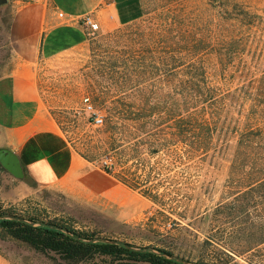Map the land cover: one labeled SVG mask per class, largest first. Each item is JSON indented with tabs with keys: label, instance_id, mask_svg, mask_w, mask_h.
Segmentation results:
<instances>
[{
	"label": "rangeland",
	"instance_id": "obj_1",
	"mask_svg": "<svg viewBox=\"0 0 264 264\" xmlns=\"http://www.w3.org/2000/svg\"><path fill=\"white\" fill-rule=\"evenodd\" d=\"M37 1L40 0L0 3V67L12 61L7 29L13 11ZM161 1L165 0H139L140 13L136 20L142 17V7L151 14ZM230 1L251 12L253 22L240 26L245 35L244 51L226 70L225 80L214 60L207 64V70L215 83L233 89L260 76L264 63V0ZM181 4L201 18L217 20L216 10L211 9L206 0H181ZM130 23L107 29L98 25L90 32L79 21L82 36L78 43L45 55L35 68L43 107L72 148L91 158L89 162L97 171L102 170V163L113 162L115 171H123L128 183L124 185L105 172L110 184L102 191H68L61 185L41 189L37 198L18 203L0 202V215L26 220L30 217L51 225L65 223L95 234V239L122 243L133 249L158 254H162L158 249H164L172 254L167 255L168 258L182 264L200 261L264 264V188L246 190L243 183L248 181L251 171L248 167L240 168L254 161L258 163L260 157L246 155L234 161L235 137H228V152L207 157L193 166L182 160L175 168L161 170L159 177L154 174L159 158L147 154L131 158L127 155L128 142L124 140L126 156L118 166L116 155L109 146L106 148L102 131L106 113L99 102L104 94L112 92H107L109 75L127 72L121 70V63L128 49L121 45L116 34ZM255 62L258 68L252 67ZM143 63L145 74H138L135 66H129L127 73L135 75L134 83H144L147 90H154V61L147 59ZM113 64H117L116 73H112ZM86 96L94 112L102 116L101 125L92 123L93 110L83 105ZM160 161L166 164L165 160ZM130 174L147 179L149 183L158 181L157 189L162 193L164 205L132 187L137 178L132 180L134 176ZM0 253L10 264H70L53 252L35 251L10 237L0 236ZM75 264L111 263L95 259Z\"/></svg>",
	"mask_w": 264,
	"mask_h": 264
},
{
	"label": "trees",
	"instance_id": "obj_2",
	"mask_svg": "<svg viewBox=\"0 0 264 264\" xmlns=\"http://www.w3.org/2000/svg\"><path fill=\"white\" fill-rule=\"evenodd\" d=\"M206 1L216 10L217 20L190 13L181 0H165L155 5L151 14L142 7L141 18L118 30L116 37L128 49L121 70L128 72L129 66H135L138 74H145L143 62L154 61V90H147L144 83H134L135 75L127 72L109 75L107 92H112L104 94L99 102L106 113L102 130L105 145L116 155L118 166L126 156L124 140L131 158L147 154L165 160L166 164L158 160L154 165L155 177H159L161 170L175 168L182 160L193 166L228 152V137L233 136L234 161L246 155L260 157L258 163L239 165L251 171L243 186L249 192L257 191L264 188V63L259 77L233 89L215 83L207 70V64L214 60L225 77L226 70L244 51L245 35L240 26L253 22L251 12L230 0ZM257 64L252 67L258 68ZM116 67L112 65V73H116ZM101 168L118 182L128 183L123 171H115L113 162L102 163ZM133 176L132 180L137 179L132 187L164 205L158 181L149 183ZM27 220L36 221L30 217ZM52 224L54 227L49 228L2 219L0 236L21 241L38 252H53L70 264L95 259L111 264H182L168 258L172 254L164 249H158L162 255L93 241L96 235L91 232L65 223Z\"/></svg>",
	"mask_w": 264,
	"mask_h": 264
},
{
	"label": "crops",
	"instance_id": "obj_3",
	"mask_svg": "<svg viewBox=\"0 0 264 264\" xmlns=\"http://www.w3.org/2000/svg\"><path fill=\"white\" fill-rule=\"evenodd\" d=\"M139 13V0H40L13 11L7 29L12 61L0 67V147L17 155L24 176L15 178L0 166V202L37 198L39 190L59 185L98 192L110 184L48 116L35 68L45 55L78 43L84 15L107 29L130 23ZM0 264H10L1 253Z\"/></svg>",
	"mask_w": 264,
	"mask_h": 264
},
{
	"label": "water",
	"instance_id": "obj_4",
	"mask_svg": "<svg viewBox=\"0 0 264 264\" xmlns=\"http://www.w3.org/2000/svg\"><path fill=\"white\" fill-rule=\"evenodd\" d=\"M5 1L6 0H0V3H3ZM0 166L4 170H6L8 173H10L12 176H14L15 178H22L24 176V172H23L21 163H20L17 155L13 151L9 150L8 148L0 147ZM0 218L24 221V222L29 223L31 225H40V226H46L49 228L54 227L53 225H51L49 223L29 221V220H26L22 217L13 216V215H0ZM58 229H60V228L58 227ZM92 240L93 241H96V240L105 241L103 239H92ZM105 242L113 243L112 241H105ZM117 244H120V243H117ZM120 245H122V243ZM139 250H141V249H139Z\"/></svg>",
	"mask_w": 264,
	"mask_h": 264
},
{
	"label": "built area",
	"instance_id": "obj_5",
	"mask_svg": "<svg viewBox=\"0 0 264 264\" xmlns=\"http://www.w3.org/2000/svg\"><path fill=\"white\" fill-rule=\"evenodd\" d=\"M81 24L90 32H93L94 30H96L98 28V23L93 19V17L89 14L84 15L81 20H80ZM83 105L85 106V108L89 111L93 110V107L91 105L90 99L89 97H83ZM93 116L91 117V121L92 123H94L95 125H101L103 122V118L100 114L94 112L93 110Z\"/></svg>",
	"mask_w": 264,
	"mask_h": 264
},
{
	"label": "flooded vegetation",
	"instance_id": "obj_6",
	"mask_svg": "<svg viewBox=\"0 0 264 264\" xmlns=\"http://www.w3.org/2000/svg\"><path fill=\"white\" fill-rule=\"evenodd\" d=\"M6 2V1H5ZM5 2H3V3H5ZM3 3H1V4H3Z\"/></svg>",
	"mask_w": 264,
	"mask_h": 264
}]
</instances>
